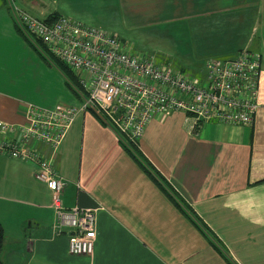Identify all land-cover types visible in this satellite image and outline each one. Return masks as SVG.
Segmentation results:
<instances>
[{
	"label": "crops",
	"instance_id": "1",
	"mask_svg": "<svg viewBox=\"0 0 264 264\" xmlns=\"http://www.w3.org/2000/svg\"><path fill=\"white\" fill-rule=\"evenodd\" d=\"M12 1L38 17L101 27L134 46L143 38L132 31L183 22L210 40L208 56L247 47L260 58L250 123L193 127L179 110L145 123L136 149L151 178L89 108L75 113L55 150L36 142L65 182L63 207L94 213L88 255L69 254L65 234L53 233L49 191L34 179L33 161L0 154V257L6 242L18 259L11 264H264V0ZM41 52L0 0L1 121L24 123L27 104H79L65 74Z\"/></svg>",
	"mask_w": 264,
	"mask_h": 264
},
{
	"label": "built area",
	"instance_id": "2",
	"mask_svg": "<svg viewBox=\"0 0 264 264\" xmlns=\"http://www.w3.org/2000/svg\"><path fill=\"white\" fill-rule=\"evenodd\" d=\"M6 3L19 31L69 68L76 79L71 85L81 96L77 106L27 104L22 124L0 120V154L33 161L34 179L49 191L52 231L65 234L69 254H90L94 213L63 207L60 193L65 182L56 175L51 157L35 144L43 141L54 149L78 110H94L119 137L132 143L138 142L148 120L174 110L189 117L193 127L204 121H252L257 106V51L241 47L230 56H208L202 71L191 74L169 59L129 51L125 40L101 27L63 15L38 17L12 0Z\"/></svg>",
	"mask_w": 264,
	"mask_h": 264
},
{
	"label": "rangeland",
	"instance_id": "3",
	"mask_svg": "<svg viewBox=\"0 0 264 264\" xmlns=\"http://www.w3.org/2000/svg\"><path fill=\"white\" fill-rule=\"evenodd\" d=\"M263 19L264 9L262 10L261 22ZM140 29H144V32L143 30L132 31L135 36L137 35L136 37L143 38V40L135 42V44H138H136L137 46H134L130 39H124L129 51L134 53L144 52L145 54H153L158 60L163 58L169 59L172 64H175L177 67L182 66V68L191 74L198 73L203 68L204 60L208 57V54H210L205 51L207 50V44H209L208 42L210 41L206 35L195 33L193 26L191 31H188L183 22L177 25L165 24V26L162 25L161 27L154 25ZM146 29H149L150 31H147ZM262 29L263 33L261 36L264 39V28ZM131 35L132 33L130 32L129 38H131ZM151 39H153V41L150 43L149 40ZM261 42L262 41L259 43L261 44ZM160 46L167 51L169 49L175 51L179 56H176V59L169 55H167L168 57H165L166 52L163 51ZM262 57H264V53ZM9 245L10 244L5 242L3 243L2 248L3 254L5 255L1 257L6 264H11L16 258L14 250L9 249ZM15 262H18V259H16Z\"/></svg>",
	"mask_w": 264,
	"mask_h": 264
},
{
	"label": "trees",
	"instance_id": "4",
	"mask_svg": "<svg viewBox=\"0 0 264 264\" xmlns=\"http://www.w3.org/2000/svg\"><path fill=\"white\" fill-rule=\"evenodd\" d=\"M52 17H55V14H50L47 16V18H52ZM36 44L43 50V53L42 55L44 56V58L46 60H49L51 63H55L59 66V68L62 70V72L65 74L67 80H66V83L67 85L70 87V88H73L71 83L72 84H75L76 82V79L74 77V75L72 74V72L69 70V68L63 63L61 62L60 60L56 59L55 57H53L51 54H49L42 46L43 45H40L39 43H37L36 41ZM120 138V142L122 143L123 145V148L129 153L132 155V157L137 160L141 166V168L145 171L146 175L148 177H152L151 176V173L148 171L146 165H144V163L141 162V159L139 158V153L136 149V143H132L130 141H124L121 136L119 137ZM126 142V143H125ZM139 155V156H138ZM141 157V156H140ZM50 198V196H49ZM2 240H3V233H2V227H1V224H0V251H1V246H2ZM0 264H6L0 257Z\"/></svg>",
	"mask_w": 264,
	"mask_h": 264
}]
</instances>
